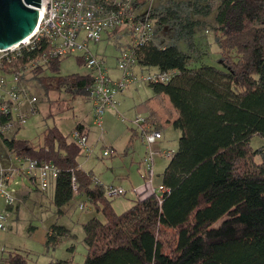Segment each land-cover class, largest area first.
Here are the masks:
<instances>
[{
  "label": "trees",
  "instance_id": "obj_1",
  "mask_svg": "<svg viewBox=\"0 0 264 264\" xmlns=\"http://www.w3.org/2000/svg\"><path fill=\"white\" fill-rule=\"evenodd\" d=\"M145 4L136 0L131 7L142 10ZM146 14L153 36L133 48L137 67L173 72L167 82L147 84L152 96L140 123L149 130L162 132L170 125L179 131L160 176L165 191L136 192L130 206L115 213L104 185L78 167L81 146L55 127H45L36 143L1 134L0 143L10 156L56 168L47 188L57 210L82 195L102 216L81 224L80 264H264V144L249 145L254 135L264 141V0H167ZM210 16L212 24L205 25L202 19ZM164 27L168 42L159 45L157 33ZM201 27L210 29L223 69L199 63L194 38ZM48 47L40 38L3 61V69L22 70L21 79L28 73L44 93L63 91L88 101L91 74H56L66 56L40 61ZM75 59L83 65L80 55ZM9 118L0 115V122ZM72 132L86 136L79 123ZM256 155L262 158L256 161ZM66 234L64 227L50 224L43 244L53 247ZM0 264H27L26 252L1 250Z\"/></svg>",
  "mask_w": 264,
  "mask_h": 264
},
{
  "label": "rangeland",
  "instance_id": "obj_2",
  "mask_svg": "<svg viewBox=\"0 0 264 264\" xmlns=\"http://www.w3.org/2000/svg\"><path fill=\"white\" fill-rule=\"evenodd\" d=\"M167 0H151L142 8L147 11L152 7ZM205 25L212 24V17L202 19ZM207 27V26H204ZM201 27L195 34V46L201 55L199 63L212 65L219 69L224 67L218 59L216 46L212 42L209 28ZM168 28L159 29L157 41L159 45L167 44L169 37ZM128 43L127 35L117 33L107 39L102 37L98 42L87 44L88 49L95 57H102L109 76H115L114 63L118 49ZM180 48L185 46L180 43ZM78 53L66 56L59 60L56 74L67 75L72 73H85L87 69L77 62ZM154 68L143 72L154 71ZM140 68H136L139 73ZM21 83L35 98L32 105L25 101L19 107V112L24 114L21 125L12 124L3 131L1 136H13L18 140L31 143L39 142L41 132L45 127H55L62 135L71 140V131L79 123L86 131L85 144L76 161L78 167L84 172H90L94 180L102 185H111L124 191L123 195L109 198V205L113 212L120 213L127 209L136 192L145 189L143 171V158L146 147L139 133L141 128L132 121L143 118L146 113L145 101L152 96V91L147 84L133 83L128 85L121 93L114 96V109H105L101 114L100 124H93V115L89 101L81 97L70 98L63 91L46 93L39 87L28 73L23 74ZM33 107V111L30 108ZM162 138L152 147L159 151L174 152L177 148L179 131L166 125L162 130ZM264 144L263 139L254 135L249 141L251 148L256 149ZM87 149V151H86ZM108 151L103 156L102 151ZM7 153L0 143V167L7 165ZM261 155H256L259 161ZM154 176L153 184L160 183L161 173L168 163L169 158L160 155L158 151L153 156ZM14 182L8 189L14 190L11 206L0 199V213L5 214L4 229L0 230V251L13 248L26 252L27 264H49L57 260L68 261L70 264H80L85 256L82 244L81 224L89 217L102 221V216L96 213L93 207L82 195L71 198L59 210L51 200L52 190L48 187L44 191L33 189V185L21 176H14ZM148 191V190H147ZM83 203L80 210L78 204ZM50 224L64 227L67 234L53 247H45L43 237Z\"/></svg>",
  "mask_w": 264,
  "mask_h": 264
},
{
  "label": "built area",
  "instance_id": "obj_3",
  "mask_svg": "<svg viewBox=\"0 0 264 264\" xmlns=\"http://www.w3.org/2000/svg\"><path fill=\"white\" fill-rule=\"evenodd\" d=\"M103 3H94L88 0H39L36 25L31 34L21 42L0 49V115H9L5 122H0V133L7 128L21 125L24 114L19 112V107L25 101L32 105L35 98L29 94L21 83L22 70L6 72L3 61L17 57L22 50L30 49L40 39L48 41L46 54L42 53L40 61L47 57H64L78 53L84 67L91 74V85L88 88V101L91 104L93 124L99 126L103 111L107 108L114 109V96L121 93L128 85L133 83L149 84L152 82H167L173 75L172 71L136 72L137 64L133 57V48L142 45L153 36V26L147 18V11L131 7L136 0H103ZM151 0H147L150 2ZM118 29L128 37V43L118 49L115 55L114 68L116 77L109 76L102 57H95L88 49L89 42L96 43L108 32ZM33 107L30 108L33 111ZM144 118H136L132 122L141 130L139 136L146 147L143 158V178L145 189L148 193L165 191L162 185L154 186L153 156L156 151L164 157H170L172 152L159 151L152 146L162 138V133L149 130L140 126ZM71 137L81 147L85 144V136L71 133ZM87 151V149H86ZM109 152L102 151L105 156ZM7 165L0 167V199L6 206H11L14 190H9V184L15 183L14 176H21L35 184L39 190H45L50 180L57 172L56 168L47 162L36 163L27 158H17L7 154ZM148 190V191H147ZM141 192V191H140ZM104 194L108 198L124 194L120 188L104 185ZM5 214L0 213V230L4 229Z\"/></svg>",
  "mask_w": 264,
  "mask_h": 264
},
{
  "label": "water",
  "instance_id": "obj_4",
  "mask_svg": "<svg viewBox=\"0 0 264 264\" xmlns=\"http://www.w3.org/2000/svg\"><path fill=\"white\" fill-rule=\"evenodd\" d=\"M39 0H0V49L21 42L33 31Z\"/></svg>",
  "mask_w": 264,
  "mask_h": 264
},
{
  "label": "crops",
  "instance_id": "obj_5",
  "mask_svg": "<svg viewBox=\"0 0 264 264\" xmlns=\"http://www.w3.org/2000/svg\"><path fill=\"white\" fill-rule=\"evenodd\" d=\"M117 76V72L115 71V76L114 77H116ZM145 113H146V110H145ZM157 150H159V149H157ZM96 182H98V181H96ZM99 183V182H98ZM83 208V207H82ZM82 208H80L79 207V209L81 210Z\"/></svg>",
  "mask_w": 264,
  "mask_h": 264
},
{
  "label": "bare ground",
  "instance_id": "obj_6",
  "mask_svg": "<svg viewBox=\"0 0 264 264\" xmlns=\"http://www.w3.org/2000/svg\"><path fill=\"white\" fill-rule=\"evenodd\" d=\"M24 40V39H23Z\"/></svg>",
  "mask_w": 264,
  "mask_h": 264
}]
</instances>
